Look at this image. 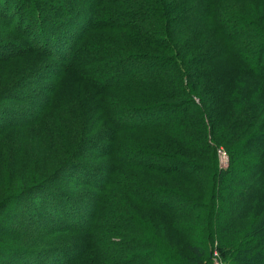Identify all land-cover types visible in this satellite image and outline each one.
<instances>
[{"label":"trees","instance_id":"1","mask_svg":"<svg viewBox=\"0 0 264 264\" xmlns=\"http://www.w3.org/2000/svg\"><path fill=\"white\" fill-rule=\"evenodd\" d=\"M184 2L191 4L185 16L176 8ZM205 18L223 35L216 54L207 60L225 56L239 64V71L231 69L225 78L214 76L210 91L191 82L197 71L189 68L190 52L181 51L174 37V32L180 34ZM236 25L241 30H229ZM0 26L4 33L17 34L0 33V65L35 58L32 69L0 91V137L10 128L36 124L54 110V124L77 146L66 157V148L57 151L49 143L43 160L60 163L22 188L4 191L0 172V235L32 236L26 244L0 242V264H207L208 247L200 239L185 243L190 253L186 257L145 234L139 216L124 212V196L128 203L133 199L183 220L180 224L188 234L193 226L186 219L207 208L203 199L230 188L217 189L226 177L238 178L240 186L233 193L240 201L223 219L220 232L236 229L241 222L246 228L239 229L241 238L232 247H220L221 259L224 264H264V35L255 33L264 32V27L229 12L220 0H178L174 5L167 0H0ZM197 59L191 64L203 62V56ZM69 80L73 90L67 100L61 84ZM27 84L32 89L27 96L22 93L19 100L28 102L19 110L9 105L12 93L4 102V94L20 92ZM135 92L149 99L126 102ZM230 103L236 107L234 127H241V133L253 127L261 131L254 138L244 137L237 150L240 156L227 174L214 167L217 149L209 140L215 137L211 128L218 126L216 117L232 115ZM205 118L213 136L209 130L202 133L209 128ZM196 122L201 124L200 135L192 140L186 126ZM233 126L230 139L236 135ZM129 134L165 138L181 144L187 155L131 150L122 143ZM3 162L0 159V171ZM131 168L142 176H178L180 184L134 185ZM186 180L193 185L186 187ZM209 184L212 190L205 187ZM113 187L123 189L122 212L113 208L118 197H113ZM63 235L68 237L60 242L57 238ZM49 238L55 243H46Z\"/></svg>","mask_w":264,"mask_h":264},{"label":"rangeland","instance_id":"2","mask_svg":"<svg viewBox=\"0 0 264 264\" xmlns=\"http://www.w3.org/2000/svg\"><path fill=\"white\" fill-rule=\"evenodd\" d=\"M177 1L178 0H167L168 4L170 5H174ZM220 2L224 8L228 9L229 12L240 13L245 16V18L252 19L253 21L259 23L262 27H264V0H220ZM190 5L191 4L189 2L178 4L176 6L178 11L177 14H182L183 16H185L187 13V9H189L187 7H189ZM203 21L205 22H196L193 27L189 26L184 31H181L180 34H176V32H174V37L177 39V41H180L179 49L181 51L190 52L187 60V62L191 65L189 68L193 73L194 71H197L196 76L191 79V82L195 83V85L199 84V88L210 91L214 88V85L216 83L212 79H215L214 76L219 75L220 77L224 76L225 78L229 76L233 70L237 69L239 71V64L232 58L225 56L215 57L211 61L209 59L207 60V56H211L217 51L214 48L218 43L221 42V40L223 39V35L212 20L206 21L205 18V20ZM1 27L2 26H0V33H2L3 36L9 35L10 37H16L17 34L15 32L6 31L4 33L3 27ZM232 29L241 30V27L236 25L235 27L232 26L229 30ZM255 33L258 36L260 34L264 35V32L260 30H255ZM200 55L203 56V62L199 64L202 67L198 69L199 65L194 66L191 64V62H193V60L198 61L197 58ZM34 65L35 58L13 59L0 65V91L3 88L5 89L9 85H11L14 78L32 69ZM231 69L233 70L230 71ZM200 74H203L202 78L199 77ZM196 77H199L198 81ZM28 85L29 84H27L25 87L19 88L20 92L12 91L4 94V102L7 101L6 97H8L10 93H12L14 97L12 99L13 101H11V104L9 105L10 107H16L15 110H19L22 106H24L23 103L28 102V100H24V102H22L23 100H19L22 96V93L26 94L31 91L32 88ZM61 88L62 90L64 89L63 93H66L68 100L69 93L72 94L71 91L73 90L72 81L69 80L67 84L63 82L61 84ZM219 93L222 92L219 91ZM15 98L17 100H15ZM134 99L148 100L149 97L143 94L138 95L135 92L134 98H130L126 100V102H128L129 104H133L134 102H136V100L134 101ZM197 100L199 101L200 98ZM214 107L215 106H213L212 108ZM85 109L90 113L89 105ZM48 111L49 112L45 113V116L41 119L40 122L31 126H16L10 128L4 133L2 137H0V159L4 161L3 168L0 172H2V175L4 176V191L7 189H16L17 187L22 188L26 185L32 184L40 180L42 177L48 175L53 170V168L60 163V161L58 163H55L53 160L46 163L43 160L48 154L47 147L49 143L53 147L56 146L57 151H60V149L62 148V151L64 152L66 148V157L70 154V151L76 149V144L73 141H67L65 138V134L63 136L64 130L62 126L58 123L57 125L54 124V120L57 117L54 110ZM230 111L232 113L231 116L229 114H226L225 117V114L223 113L222 115L216 117L218 126L215 127V129L211 125V130L213 131V133H215V137L213 136L214 134L212 135L211 133L210 123L207 118L205 119L209 128L203 129L202 131V133H204L209 130L208 135L213 136V139L209 140V142L212 147L214 146L217 149V163L214 167H216L219 173L224 172L227 174L229 173L228 171L230 170L231 162H234V160L237 161L238 157L240 156L237 155V150L239 148V145L245 143L244 137L249 135V137L254 138L261 131L260 130L258 132H255L253 131V127L247 130L248 133H241V127L233 126V117L236 111V107L233 103H230ZM262 119L263 118L261 117L259 119V122ZM225 125H227V128L225 127ZM230 125L233 126L232 131L236 133V135L231 139L228 138ZM178 128L180 127H175V129ZM200 129L201 124L196 122L192 124V126H190V124L187 125L185 132H187V136H190V138L194 140L195 136L200 135ZM172 130H174V128H172ZM181 132L182 131H180V133ZM67 139L69 140L68 137ZM122 140V143L127 146V148H131V150H133L134 147L141 149L152 148L153 151L187 155V153L184 152V147L181 144H173L165 138L157 137L151 134H147L146 136L142 135L139 137L134 134H129V136L124 137ZM197 149L198 147H196L195 150ZM59 156L62 157V155ZM245 158H248V156H243V159ZM210 165L213 166V164L211 163ZM135 169L137 168H131L130 170L132 173L130 181L134 185L140 183L152 186L173 187L176 184L178 187L180 184L178 176H164V174L160 172L145 173L144 176H142L140 174L141 172H138ZM233 175H236L235 172L233 173ZM220 181L221 179L219 180L217 189H222V187L225 188L226 186H229L230 188L225 191L221 190L220 192L219 190H217V193L211 198L210 196H208L207 199H203V201L208 205L207 208L204 207L200 209L199 212L196 211L191 219H186V224L193 226V229L187 231L188 234L184 233V227L180 224L181 222H183V220L181 219H173L171 216L163 213L162 211L155 210L151 207H145L134 201L133 199H131V201L128 203L125 196L124 200L126 201L128 206L121 204L122 202H124L122 198L124 193L122 194L123 189H120V187H113V197L118 194L113 208L121 211L122 205L126 206L124 212H126L127 215L133 213V215L135 214L139 216V219L144 223L145 227L143 228V230H145V234L155 235L156 239L160 240L165 246L168 247V249H172L175 253L190 257V253L186 251L185 243L187 241H194L197 238L202 240L203 243H205L208 247L207 256L205 258V262L207 264H224V262L226 261H223L221 259L222 257L220 256V247H224V245L232 247V244L236 243V241L241 238V230L239 231V229H242L243 231L246 226L245 224L242 225L241 222L236 229L235 227H229L228 232L221 234L220 230L225 226L223 224V219L230 216V214L235 211L234 208L240 201L239 199L235 198L233 193V191H237V188L240 186V182L238 181V178L231 180L228 177L223 180L222 184H220ZM185 185L186 187H188L193 184L186 180ZM205 187L211 190L213 188L211 184ZM232 200H234L235 202L233 203ZM2 217L10 218L7 217V214H2ZM114 218L116 220V215L115 217H113V220ZM185 229H187L186 225ZM67 237L68 235H63L61 236V238L60 236H58L57 239L61 240L60 242H64L66 241ZM31 238L32 236H21L13 239H4V235H0V242L26 244L31 243L29 242ZM49 239L51 240H47L46 243L54 244L56 241L54 240V238ZM229 260L233 261V258L230 255Z\"/></svg>","mask_w":264,"mask_h":264},{"label":"bare ground","instance_id":"3","mask_svg":"<svg viewBox=\"0 0 264 264\" xmlns=\"http://www.w3.org/2000/svg\"><path fill=\"white\" fill-rule=\"evenodd\" d=\"M224 166V165H223Z\"/></svg>","mask_w":264,"mask_h":264},{"label":"built area","instance_id":"4","mask_svg":"<svg viewBox=\"0 0 264 264\" xmlns=\"http://www.w3.org/2000/svg\"><path fill=\"white\" fill-rule=\"evenodd\" d=\"M226 163V162H225Z\"/></svg>","mask_w":264,"mask_h":264}]
</instances>
